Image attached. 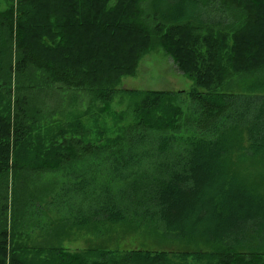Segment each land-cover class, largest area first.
<instances>
[{"label":"trees","instance_id":"1","mask_svg":"<svg viewBox=\"0 0 264 264\" xmlns=\"http://www.w3.org/2000/svg\"><path fill=\"white\" fill-rule=\"evenodd\" d=\"M187 1L0 0V264H172L161 251L30 246L12 218L43 208L62 218L56 240L133 224L206 248L182 261L264 264V0ZM160 46L190 91L118 89ZM75 93L103 108L130 100L133 116L94 134L89 110L56 120L54 102ZM85 159L100 166L79 169ZM244 162L260 183L238 174ZM46 175L68 181L47 190Z\"/></svg>","mask_w":264,"mask_h":264},{"label":"rangeland","instance_id":"2","mask_svg":"<svg viewBox=\"0 0 264 264\" xmlns=\"http://www.w3.org/2000/svg\"><path fill=\"white\" fill-rule=\"evenodd\" d=\"M176 4H181L185 9L187 8V0H175ZM4 5L1 4L0 9H3ZM192 82L188 80L182 73L177 70L174 60L165 52L160 46L153 49L147 55H145L139 62L137 70L132 77H126L121 80L118 85L120 90H135L139 92L145 91H161L167 93H188L192 87ZM245 85L239 84V88H232L233 92H241ZM69 98V94H66L65 98L61 102H54L60 104L59 110H55L57 119L69 118L72 110H77L85 113L89 110V115L84 117V121H87V128L94 134L98 128L102 126L110 130L114 120L118 123V118L123 116L125 121L132 118L133 109L129 108L130 100H116L111 103L108 107H101L96 103H90L89 96L87 94H78ZM188 101V100H187ZM62 104V105H61ZM45 105V104H44ZM42 105V106H44ZM52 105L47 104V107ZM65 105V106H64ZM182 110L189 113L188 103L180 104ZM188 105V106H187ZM46 107V106H44ZM92 112L90 113V111ZM95 116V117H94ZM54 119V118H53ZM94 119L97 120L98 125H94ZM60 121L58 120V123ZM100 166L99 160L85 159L81 164L78 165L79 169H98ZM260 166L251 167L249 163H240L238 166V174L242 178L249 180H256L258 183L261 182L259 179ZM39 187H44L48 190L53 185L54 191H57L58 187L67 183L68 179L62 175H46L39 180ZM264 186V184H263ZM44 199V198H43ZM45 200H42L44 202ZM14 204V203H13ZM11 205V212L14 211V205ZM28 214V211H27ZM26 214V215H27ZM61 216L53 213L47 209H40L34 211V214H30L27 218L21 217V223L17 225L14 223L12 218L11 225L15 233L18 231L23 233L24 237H28L31 243H40L52 241L53 244L62 248L63 250L71 253L82 252L88 250H113L120 252L127 251H149V252H167L172 264H195L190 258L182 261L178 256L181 253H194L195 251H206L203 246H190L185 245L182 242L176 240H168L158 237L153 234L151 230L142 227L137 228L135 225L125 224L117 225L115 227H109L97 231L92 229H77L71 228L64 230V233L59 234L56 239L50 238L53 231V222L60 221ZM12 230V231H13ZM50 239V240H49Z\"/></svg>","mask_w":264,"mask_h":264},{"label":"bare ground","instance_id":"3","mask_svg":"<svg viewBox=\"0 0 264 264\" xmlns=\"http://www.w3.org/2000/svg\"><path fill=\"white\" fill-rule=\"evenodd\" d=\"M137 3V2H136ZM25 7V6H24ZM116 10V9H115ZM48 11V10H47ZM115 13H117V12H115ZM120 14H121V12H120ZM119 15V14H118ZM117 15V16H118ZM122 15H123V13H122ZM121 15V16H122ZM45 17V16H44ZM13 19V18H12ZM33 19V18H32ZM68 19V18H67ZM120 19H122V18H120ZM159 24V23H158ZM40 25V24H39ZM47 25V24H46ZM179 26V25H178ZM264 26V25H263ZM46 27V26H45ZM156 27V26H155ZM250 28H252L251 26H250ZM49 29V28H48ZM116 30H117V27L115 28ZM249 29V28H248ZM29 30V29H28ZM122 30H124L123 28H122ZM134 30V29H133ZM20 32V31H19ZM125 32V31H124ZM181 32V31H180ZM116 33H117V31H116ZM134 33V32H133ZM174 33V32H173ZM251 33V32H250ZM19 34V33H18ZM181 36H183L182 34H180ZM248 35V34H247ZM186 37V36H185ZM104 38V37H103ZM106 38H108V37H106ZM112 38V37H111ZM159 38V37H158ZM187 38V37H186ZM109 39V38H108ZM172 39V38H171ZM237 39H238V37H237ZM237 39H236V41H237ZM103 40V39H102ZM184 40V39H183ZM211 40H212V38H211ZM111 41H112V39H111ZM113 41H114V39H113ZM154 41V40H153ZM185 41H187V40H185ZM184 41V42H185ZM102 42V41H101ZM105 42V41H104ZM173 42V41H172ZM188 42V41H187ZM171 43V42H170ZM12 44V43H11ZM37 44V43H36ZM39 44V43H38ZM101 44V43H100ZM173 44H174V42H173ZM181 45V44H180ZM96 48L97 46H91V48ZM104 47V46H103ZM111 47V46H110ZM224 47V46H223ZM243 47V46H242ZM88 48H89V46H88ZM211 48V47H210ZM241 48V47H240ZM101 49V48H100ZM147 49V48H146ZM237 49V48H236ZM239 49V48H238ZM247 50V49H246ZM81 51V50H80ZM87 51H88V49H87ZM91 51V50H90ZM240 51H241V49H240ZM248 51V50H247ZM133 52V51H132ZM180 52H182L181 51V49H180ZM233 52V51H232ZM237 53H239V52H237ZM242 55V54H241ZM239 56V55H238ZM132 57V56H131ZM242 57V56H241ZM133 58V57H132ZM175 58V57H174ZM237 58V57H236ZM239 58V57H238ZM135 59V58H134ZM193 62H194V60H193ZM230 62V61H229ZM120 63V62H119ZM184 63L182 62V65H183ZM76 66V65H75ZM235 67H237L236 65H234ZM240 66V65H239ZM184 67H185V65H184ZM202 68V67H201ZM238 68V67H237ZM180 70V69H179ZM234 70V69H233ZM235 71V70H234ZM114 73V72H113ZM132 73V72H131ZM1 76V75H0ZM218 77V76H217ZM67 79V78H66ZM220 79V78H219ZM81 87V86H80ZM10 95V94H9ZM26 105V104H25ZM62 105V104H61ZM65 106V105H64ZM136 109V108H135ZM25 114V113H24ZM1 125V124H0ZM31 130V129H30ZM45 130V129H44ZM20 132V131H19ZM72 132V131H71ZM2 134V133H1ZM24 134V133H23ZM63 135V134H62ZM54 138V137H53ZM1 145V144H0ZM70 148V147H69ZM1 149V148H0ZM62 150V149H61ZM34 151V150H33ZM72 153V152H71ZM5 155V154H4ZM20 155V154H19ZM70 155V154H69ZM71 156V155H70ZM2 161V160H1ZM48 165V164H47ZM50 167V166H49ZM52 167H54V166H52ZM57 167V166H56ZM9 169V168H8ZM6 171V170H5ZM181 182V181H180ZM182 190V189H181ZM8 215V214H7ZM3 216V215H2ZM1 235H3V234H1ZM15 236V235H14ZM5 241V240H4ZM5 243V242H4ZM3 252V251H2ZM4 254V253H3ZM2 256V255H1ZM32 262V261H31ZM61 264V263H60Z\"/></svg>","mask_w":264,"mask_h":264}]
</instances>
